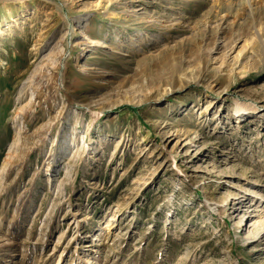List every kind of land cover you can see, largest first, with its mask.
Segmentation results:
<instances>
[{
    "label": "rangeland",
    "instance_id": "1",
    "mask_svg": "<svg viewBox=\"0 0 264 264\" xmlns=\"http://www.w3.org/2000/svg\"><path fill=\"white\" fill-rule=\"evenodd\" d=\"M262 34L264 0H0V264H264Z\"/></svg>",
    "mask_w": 264,
    "mask_h": 264
},
{
    "label": "bare ground",
    "instance_id": "2",
    "mask_svg": "<svg viewBox=\"0 0 264 264\" xmlns=\"http://www.w3.org/2000/svg\"><path fill=\"white\" fill-rule=\"evenodd\" d=\"M260 41L264 47V35L263 34L260 37ZM263 53H264V48H263ZM236 106H237V113L238 114H242V113H244V111L249 110L251 108V107H249L250 105L248 103H246L244 101H239V100L236 101ZM117 208H119V207H117ZM113 223H114V221H112V222L110 221L109 224H113Z\"/></svg>",
    "mask_w": 264,
    "mask_h": 264
}]
</instances>
